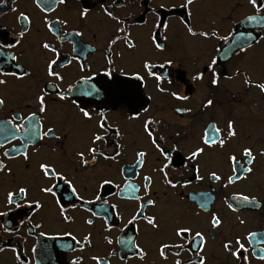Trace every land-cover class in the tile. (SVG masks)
<instances>
[{
	"label": "flooded vegetation",
	"instance_id": "1",
	"mask_svg": "<svg viewBox=\"0 0 264 264\" xmlns=\"http://www.w3.org/2000/svg\"><path fill=\"white\" fill-rule=\"evenodd\" d=\"M107 3L112 5L114 15H119L126 20L130 26L129 31L132 34V39L136 43L134 49H128L122 40L113 45L112 52L116 69L114 75H120V69L123 68L128 76L121 75L120 79H130L134 71H139L144 76L141 91L145 94V99L148 96L152 97L150 112L163 121L157 132V135L165 136V142L161 146L169 151L173 145L179 149L178 152H171L173 159H176L178 163L175 166V171L169 172L170 176L179 174L180 166L189 149H194L197 145L203 146L199 144V137L209 121H215L217 126L223 129L227 119H234L238 125L240 144L252 145L254 154L257 150L264 148V93H260L259 89L255 87L249 88L244 85L243 78L239 76L231 80H225L222 76L220 87L212 89L207 84L209 73L205 70L206 62H209L212 56H220L223 59L220 60L217 70L222 71L225 76L231 75L237 68H240L247 70L253 80L264 82V39H260L258 44H253L246 53H228L225 56V51L233 37L229 36L227 40L219 38L228 36V32L233 30L236 34L252 31L253 35H256L258 29L255 24L238 23L244 16L254 12L248 0H195L194 4L190 6L191 23L194 29H208L215 22L218 37L209 41L187 35L184 24L181 22V17L187 16V10L181 7L184 0H117L121 7H116L113 0H107ZM161 4L164 7L161 8ZM82 6L90 9L86 21L80 20L78 15ZM21 12L29 17V31L25 34L20 46L3 49L5 52L16 54L18 60L13 62L7 61V57L0 58V68L11 72L16 70L12 67L14 63H21L26 70L33 73V78H26L22 81L13 77L6 78L8 79L7 86L0 87V96L6 100L4 108L0 110V119H10L11 109H18L22 115L37 110L38 106L35 105L32 97L37 90V85L42 86L43 81L48 79L44 73L45 57L53 56L52 53L45 52L40 48V42L45 39L60 52L58 64L66 63L67 65L65 68L59 69L65 77L63 82L57 81L61 88H67L69 83L75 86L81 76H93L95 73L91 83L95 84L102 94L91 97L83 96L79 89H75L66 102L50 104L45 128L48 126L59 127L61 123L71 127L69 139L65 142V151L62 152L59 148L52 151L49 145L53 144V141H47L43 145H38L39 152L32 155V149L29 146L31 168L25 169L22 157L9 160L3 156L4 148L11 149L13 146H20L23 137H18L10 139L8 143L0 147V160L13 168L17 182H23L25 179L32 182L33 194H37L36 183L43 182L39 176L34 175L37 170V162L45 159L55 161L67 171L70 178L74 179L80 195L85 200H93V203L81 207L78 202L73 200L72 202L77 203L78 206L72 209L68 206L67 201L62 200L68 207V214L74 218V223L65 225L59 220L58 208L54 199L51 196H41L44 208L34 217L33 223H42L44 227L36 229V235L29 236L27 235V225H24L21 226L20 233L11 237L0 229V237H3L4 241L9 242L11 246L22 249L29 264H71L73 257H83L81 264H95L91 257L97 255L110 260V264H174L177 257L170 250H166L167 260H162L159 257L158 242H179L172 236V222L178 218L182 222L191 223L197 230H204L207 239V264H239L223 250L222 241L225 236L231 239L235 235H241L243 239L248 231L257 232L258 235L253 243H249L253 240L251 237L244 241L248 248V252L244 254L249 256V264H264V260L257 258L264 255V252H261V249H264V241L260 237V234L264 233V158L257 157V161L253 165L254 173L247 180L222 189L219 183L207 180V173L217 170L218 174H230L231 165L227 161L226 155L237 147V141L234 140L223 150L218 147L213 149L205 147V153L198 158L201 164V175L205 176V180H193L191 184L183 188H166L161 174L152 172L154 167L158 168L161 165L163 157H160L159 153L151 148L142 131L143 116L140 120L130 121L128 105L123 102L114 103L107 98L101 87V84L107 79L103 74V69L107 67L104 60L105 48L108 40L115 33V29L120 25L103 16L100 0H68L67 6H60L55 12L48 13L49 20L54 21L56 17H59L61 20L69 21L66 26L60 25L62 31L55 34L48 32L45 28L43 23L45 14L36 7L34 0H4V3L0 4V44L14 43L18 38V33L24 27V21L18 19ZM262 14H264V10H262ZM161 20L169 25L167 30L161 29V32L168 37L167 40L162 39L161 41L166 46L163 52L157 51L150 40V36L156 31L154 25ZM73 30L82 31L84 34L78 37L66 35L72 33ZM260 35L264 37V30L260 31ZM81 45L90 47L81 52L79 51ZM216 49H219V52ZM117 52L121 53L119 57L116 56ZM77 56L79 59L74 58ZM144 58H149L156 65L162 64L165 58L173 59L172 65L155 69L159 75L167 76L173 81V86H169L167 80L161 81V86L179 91L182 95H189L190 99L177 101L166 94L159 93L155 88L157 83L155 79L148 76L141 67ZM69 61L70 63H68ZM81 63L87 65L84 71H81ZM199 70H204L205 80L192 81L191 76ZM175 85L179 87H174ZM206 97L214 99V107L201 111L200 105ZM72 100H77L81 106H86L92 112L93 119L86 123L82 122L78 109L72 105ZM177 107H190L192 113L177 114L174 112ZM101 111L107 115L109 123L121 128L123 136L121 143L125 145L122 155L117 158L118 162L106 161L98 157L95 164L86 169L77 170L79 165L74 167V162L77 159L75 151L88 144ZM14 123H20V121H14ZM176 132H179L180 136H176ZM113 138V136H109L107 146L103 142H97L96 146L99 150L111 153L114 149V145L111 143ZM141 148L148 151V155L145 158L144 167L136 168L139 173L136 176L132 172V169L136 167L135 151ZM85 158H90L87 152H85ZM237 159L241 162L244 161V157L240 153H237ZM120 169H126V171L122 173ZM145 174L153 177L152 188L160 193L158 207H162L164 214L169 216V223L163 226L159 233H156L142 220H139L136 222V225L140 227L137 235L135 225H129L127 228H124V225L135 213L139 202L122 199L120 188L115 185L123 187L124 178L131 176L132 183L140 186L139 194L143 195V176ZM190 174V170L185 172V175ZM101 179H111L113 183L104 185L101 189ZM52 182L54 181H49V183ZM9 187L10 184H0V211L7 210L3 197L4 189ZM63 187V182H61V190ZM236 191L255 195L257 204L238 208L236 212L230 211L225 203V197L231 196ZM97 192L101 194L100 201L94 199ZM165 192H167V196L164 195ZM201 192L212 193L214 203L211 204V209L217 212L223 221L220 229L213 230L216 232L215 239L207 235L210 213L201 210L199 201L194 199ZM57 195L60 196L61 191H57ZM152 198L156 199L157 197L153 196ZM103 200H108L110 204H116L119 212V216L114 215L110 221L113 223L110 232L104 230V219L101 214L93 217L86 210L95 211ZM14 211L19 212L20 210L14 209ZM152 211L151 207L145 209L147 214H151ZM197 212H199L198 216ZM237 216L243 218L245 224H239ZM9 217L12 218L15 227L18 221L23 218V214L13 217L10 212ZM89 218L93 220L92 225L84 223ZM4 219L6 218H0V223ZM64 228L71 230L81 243H83V235L91 232V247L85 245L81 249L69 237L63 235L54 241L52 237L57 231ZM121 228H124V233H121ZM41 231L47 234L40 236L38 233ZM125 234L136 238L137 243L148 253L144 260L141 261L131 256V253H127L131 258L121 259V256L126 253L117 241ZM21 236L25 239L21 240ZM105 236L112 239L111 245L105 241ZM62 243L71 244L74 250L61 248L60 244ZM45 244L48 245L47 256L42 254V246ZM33 246H35V251H33ZM113 251L116 254L109 255ZM179 259L184 261L191 259V256L187 251H184ZM0 264H18V262L11 251H4L0 252Z\"/></svg>",
	"mask_w": 264,
	"mask_h": 264
},
{
	"label": "snow or ice",
	"instance_id": "2",
	"mask_svg": "<svg viewBox=\"0 0 264 264\" xmlns=\"http://www.w3.org/2000/svg\"><path fill=\"white\" fill-rule=\"evenodd\" d=\"M195 0H184L181 5L183 9L187 10V16L181 17V22L184 24L186 33L189 37L199 38L203 41H209L212 38L218 37V32L215 27V22L213 26L208 29H194L191 23V8ZM4 3V0H0V4ZM37 8L43 12L44 18L43 23L45 28L50 33H60L62 31L60 25H67L69 21L67 19L61 20L59 17L56 19L49 20L47 14L55 12L60 6H67L68 0H34ZM248 3L254 9L252 14L246 15L238 23H251L257 26L256 35H253L252 31L240 32L236 34L233 31L228 32V36L219 37L220 39L227 40L228 37H233L229 47L225 51V56L228 53L239 54L246 53L253 44H258L261 37L260 31L264 30V0H248ZM113 4L116 7H121V4L117 3V0H113ZM174 6V5H173ZM160 7H164L163 4ZM100 9L103 16L109 18V20L114 21L117 25H120L115 29L112 37L107 42V47L105 48L104 60L106 61L107 67L103 69V74L107 79L101 84L107 98L114 101V103L123 102L128 105V111L130 115L128 119L130 121L140 120L143 116L142 121V131L146 135L151 148L155 149L159 153L160 157H163V162L158 168H153L152 172H159L162 176V180L166 188L177 189L183 188L191 184L193 180L204 181L205 176L201 175V164L198 158L205 153V147L208 149H213L218 147L223 150L228 144H231L234 140L237 141V147L226 155V159L231 165L230 174L222 175L218 174L217 170H211L207 173V180L212 183H219L222 189L228 188L229 185H236L238 182L245 181L249 176L253 175L254 168L253 165L257 161V157L264 158V148L256 151L254 154V148L252 145H243L239 143L238 140V125L234 119H227L223 129L217 126L215 121H209L204 127L201 136L199 137V144L203 146H195L194 149H189L187 155L184 157V162L180 166V171L177 176H170V171H175V166L178 161L173 159L171 152H178L179 149L176 145L172 146L171 151L167 148L162 147L161 144L165 142L164 135H157L160 125L163 123L161 119L156 118L151 112V100L152 97L148 96L145 99V94L141 91V86L144 83V76L140 74L139 71H134L131 74L130 79H120V76H128V73L120 69V75H114L115 72V61L113 59L112 47L118 41H123V44L128 49L136 48V43L132 39V34L129 31V25L124 18L119 15H114L112 10V5L107 3V0H100ZM89 7H81L79 9L78 15L80 20L86 21L89 16ZM18 19L24 21V27L21 32L18 33V38L15 39L14 43L0 44V58L7 57V61H17L18 56L12 52H5V48H17L21 45L22 39L25 34L29 31L28 24L30 23L29 17L21 12ZM156 31L150 36L152 46L159 52L165 50V44L162 43L163 40H167L168 37L161 32V29L167 30L169 25L163 20L158 21L154 25ZM84 33L82 31L73 30L72 33H67L66 35H71L73 37L82 36ZM59 38V37H58ZM79 43V42H77ZM90 46L81 45L79 51H84ZM40 48L45 52H50L53 54L52 57H45V68L44 73L46 78L43 81V85H37V90L33 95L32 99L37 105L36 111H30L27 115H22L18 109H11L10 119H0V147H3L5 143H8L10 139H17L18 137H23L19 147L13 146L11 149L4 148L3 156L9 160L15 159L17 157H22L25 169L31 168L30 163V153L29 146H31L32 155H36L39 152L38 145H43L47 141H53V144L49 145L52 151H56L59 148L62 152L65 151V142L69 139V134L71 132V127L65 123H61L59 127L48 126L45 128V121L47 120V114L50 111V104H56L59 102H66L71 94L74 93L75 89L80 90V94L83 96H100L101 90L92 84L91 81L93 76H81L80 81L74 86L72 83L67 85V88H61L59 82L65 80L64 75L61 74L59 69L65 68L66 63H59L60 52L57 48L50 43L48 40H42L40 42ZM74 47V51H75ZM94 50V49H93ZM219 52V49H216ZM120 52L116 53L119 57ZM79 59V56L74 57ZM223 57L212 56L209 62H206L205 70L209 73L207 77V84L210 88L216 89L221 85V77L225 80H231L236 76L243 78L244 85L249 88L255 87L259 89L260 93H264V82H258L251 78L247 70H241L237 68L231 75H224L222 71H218L217 67L220 60ZM226 62V61H225ZM70 63V61L68 62ZM173 59L165 58L162 64L156 65L151 62L149 58H144L142 61V69L144 72L155 79L157 82L155 84L156 90L161 94H166L177 101H188L190 99L189 95H182L179 91L170 90L161 86V81L167 80L169 86H173V81L168 79L167 76L159 75L155 69L157 67L164 68L165 65H172ZM15 71H4L0 68V87L7 86V77H13L18 81L25 80L26 78H33V73L26 70L21 63H14L12 65ZM87 65L85 63L80 64L81 71H84ZM192 81H204L205 72L204 70L196 71L194 75L191 76ZM135 81V83H133ZM174 87H179L175 85ZM191 91V89H190ZM79 99V97H78ZM87 103V102H82ZM6 104L5 98L0 96V110L4 108ZM72 105L78 109V114L82 118V122H88L93 119L92 112L88 110L86 106H81V103H77V100H72ZM214 107V99L211 97H206L200 105V110L204 111ZM177 114H190L192 113V108L190 107H177L174 109ZM99 120L96 122V128L92 131L89 137V142L87 145L82 146L80 149L75 151V157L77 158L74 162V167L78 164L79 168L77 170L86 169L90 165L97 162L98 157L103 158L106 161H117V158L122 155V149L125 147L121 143L123 139L120 126H113V124L108 122V117L103 111L99 114ZM14 121H20V123H14ZM59 133V134H58ZM114 138L111 143L114 145V149L111 153L99 150L97 142H103L105 146L109 143V136ZM176 136H180L179 132L175 133ZM159 141V142H158ZM85 152H87L90 158H85ZM237 153L242 154L244 161L237 159ZM223 154V153H222ZM148 155V151L143 148L135 151V165L132 172L136 176L139 173L136 168H143L145 164V158ZM191 172L190 175H185V172ZM123 173L126 169H120ZM0 184H10L9 188L4 189V206L6 211H0V218H6L0 223V229L4 233H7L9 237L20 233L21 226L27 225V235H36V229L44 227L42 223H33L34 217L41 212L44 208V203L42 202L41 196H51L54 199L55 205L58 208V217L61 223L69 225L74 223V218L72 215L68 214V207L65 206L63 201L68 202V206L72 209L77 208L78 204L73 203L75 200L79 203L81 207L84 205H90L93 200H85L82 195L77 191V187L74 183V179L69 177L67 171L57 162L45 159L43 161L37 162V170L35 176H39L41 182L36 183L37 194L32 193V182L25 179L23 182H17L16 173L13 168L5 164L3 160H0ZM11 178V179H9ZM49 181H54L49 183ZM63 182V189L60 188V183ZM113 181L111 179H101L100 188L103 189L104 185H112ZM153 177L152 175L145 174L143 176V195H140V186L132 183V177L126 176L123 181V187L120 185H115V187L120 188V196L122 199H132L138 201V206L130 219H128L127 224L124 228L129 225L136 226L137 235L139 234L140 227L136 225V222L142 220L146 226H149L151 230L156 233L161 231V228L169 223V216L164 214V209L158 207L159 203V191H155L152 188ZM211 188V185H209ZM57 191H61V195H57ZM127 194V195H126ZM167 196V192L164 193ZM157 197L156 199L152 198ZM96 201L101 200V194L97 192L94 196ZM199 201L200 209L204 212L210 213L208 218V237L215 239L216 232L213 230L220 229L223 221L221 216L217 212L211 209V204L214 203V197L211 192H201L198 197H194ZM225 203L227 208L236 212L238 208H244L246 206L256 205L257 197L251 194H244L243 191H236L231 194V196L225 197ZM235 205V206H234ZM151 207L153 211L151 214H147L145 209ZM14 209L20 210L19 212L14 211ZM27 209V212H25ZM91 213V216L95 217L98 214L102 215L104 219V230L110 232L113 228V223L110 221L114 215L119 216L116 204H110L108 200H103L98 204L95 211L91 209H86ZM13 214V217L20 216L23 214V218L18 221V224L14 227L12 218L9 217V213ZM199 215V212L196 213ZM43 219V217H41ZM239 224H245V220L237 216ZM87 225H92V219H86L84 221ZM124 228H121V233H124ZM40 236H45L47 233L41 231L38 233ZM61 235L69 237L76 245L83 249L85 245L91 247V232L83 235V243L77 240L76 236L73 235L71 230L67 228L61 229L56 232L52 237L55 241ZM258 235L257 232L248 231L246 235H235L231 239L227 236L224 237L222 241L223 250L231 256L239 264H249V256L244 253L248 252V248L244 241H247L249 237L253 238L249 243H253L255 237ZM126 236V238H125ZM172 236L176 241L179 242H158V254L162 260H167L166 250H170L172 254L177 257L174 260V264H207L208 255L206 253L207 239L204 230H197L191 223L182 222L180 219H174L172 222ZM261 240L264 241V233L260 234ZM21 240L25 237L21 236ZM105 241L111 245L113 243L112 239L108 236L104 237ZM121 245V249L125 251V255L121 256L122 260L129 259L127 253H131V256L136 257L139 260H144L147 256L145 249L137 243L136 238L131 235L125 234L121 236L118 241ZM61 248H66L68 250L72 249V245L69 243L60 244ZM42 254L48 255V245H43ZM11 251L14 254L15 260L18 264H29L27 257L24 255L22 249H18L15 246H11L9 242H5L3 237H0V252ZM33 251H35V246H33ZM187 251L191 259L182 261L179 259L181 253ZM264 252V249H261ZM113 251L109 255H115ZM255 255V252H253ZM260 260H264V255L257 257ZM83 257H73L71 264H81ZM91 259L95 261V264H110V260L102 256H92Z\"/></svg>",
	"mask_w": 264,
	"mask_h": 264
}]
</instances>
